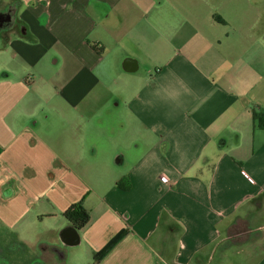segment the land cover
Here are the masks:
<instances>
[{"label":"crops","instance_id":"obj_1","mask_svg":"<svg viewBox=\"0 0 264 264\" xmlns=\"http://www.w3.org/2000/svg\"><path fill=\"white\" fill-rule=\"evenodd\" d=\"M262 113L264 0H0V264H264Z\"/></svg>","mask_w":264,"mask_h":264},{"label":"trees","instance_id":"obj_2","mask_svg":"<svg viewBox=\"0 0 264 264\" xmlns=\"http://www.w3.org/2000/svg\"><path fill=\"white\" fill-rule=\"evenodd\" d=\"M254 122L258 128L264 130V113L255 114ZM121 184V183H119ZM64 218L78 231L85 228L90 222V214L85 209L82 203L74 204L67 209L64 214ZM124 232L120 233L115 239H113L97 256V259L104 257L110 249L123 237Z\"/></svg>","mask_w":264,"mask_h":264},{"label":"built area","instance_id":"obj_3","mask_svg":"<svg viewBox=\"0 0 264 264\" xmlns=\"http://www.w3.org/2000/svg\"><path fill=\"white\" fill-rule=\"evenodd\" d=\"M242 174L249 182L254 183V180L250 177L249 174H247L245 171H243ZM161 181L164 182V183H168L169 179H168L167 176H162L161 177Z\"/></svg>","mask_w":264,"mask_h":264},{"label":"rangeland","instance_id":"obj_4","mask_svg":"<svg viewBox=\"0 0 264 264\" xmlns=\"http://www.w3.org/2000/svg\"><path fill=\"white\" fill-rule=\"evenodd\" d=\"M252 241H253V242H256L257 240H256V238H253ZM248 248H249V247H245V246H241V247H240V249H247V250H248Z\"/></svg>","mask_w":264,"mask_h":264}]
</instances>
